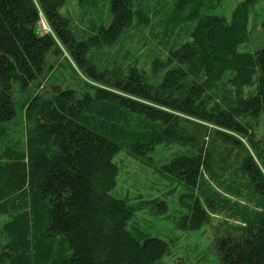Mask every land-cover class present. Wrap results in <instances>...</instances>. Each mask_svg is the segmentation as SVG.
Segmentation results:
<instances>
[{
	"label": "trees",
	"instance_id": "obj_1",
	"mask_svg": "<svg viewBox=\"0 0 264 264\" xmlns=\"http://www.w3.org/2000/svg\"><path fill=\"white\" fill-rule=\"evenodd\" d=\"M66 1L0 0V123L15 116V85L38 82L54 47L98 80L81 95L57 91L24 105L26 148L0 165V214L9 215L0 264L162 258L167 244L133 235V209L110 194L124 137L134 138L126 139L134 151L176 146L162 171L184 187L183 229H201L209 201L216 210L233 205L232 216L254 235L226 264H264V152L253 140L264 111V48L248 47L247 3L225 16L217 11L226 0H162V7L156 0H110L111 23L76 37L59 12ZM130 118L141 134L119 126ZM235 173L244 185L230 181L226 191L239 184V196L260 210L232 203L207 180Z\"/></svg>",
	"mask_w": 264,
	"mask_h": 264
},
{
	"label": "rangeland",
	"instance_id": "obj_2",
	"mask_svg": "<svg viewBox=\"0 0 264 264\" xmlns=\"http://www.w3.org/2000/svg\"><path fill=\"white\" fill-rule=\"evenodd\" d=\"M156 2H160L158 5L162 7V0ZM243 3H247V28L250 33L248 47L254 52H260L264 48V33L261 28L264 21V0H226L219 6L217 13L231 16ZM59 12L68 20V28L76 37L82 34L83 28L91 33L95 25L106 27L112 21L110 0H92L83 4L77 0H67ZM40 27L50 31L43 16ZM149 30L150 27L146 32H150ZM59 46L61 53L57 52V47L48 52L46 67L38 82L35 81L28 87H14L15 116L7 123H0V165L7 162L8 156L14 157V151H23L26 148L29 124L24 105L29 99L36 95L48 97L57 91L69 90L81 95L85 88L98 82ZM119 126L126 131L125 134L132 133L135 136L143 130L137 118H130ZM126 139L133 144L134 138L132 140L124 137L122 142L126 147L113 159L118 166V175L110 194L114 198L125 200L133 209L132 218L127 225L133 235L140 241L152 237L167 244L168 250L155 264H226V258L235 257L254 233L247 229V224L241 218L232 216L231 210L234 206L216 210L218 205L209 201L204 205L207 214L201 229H183L180 219L187 212L181 203L184 187L176 181V177L162 171V167L174 157L176 146L167 147L162 143L149 150L140 147L139 151H134L133 147H127ZM253 140L257 146L260 144L258 148L264 152V111ZM258 164L260 165L259 162ZM215 176L218 177L217 181L209 175L207 177L215 192L234 204L247 206L251 211L260 210L256 201H248L245 197L243 187L242 196H239L236 188L239 184H232L234 187L231 192L226 191L230 181L244 185L239 173ZM8 219V214H0V251L8 241L3 229ZM56 246L58 249L60 244L56 243Z\"/></svg>",
	"mask_w": 264,
	"mask_h": 264
}]
</instances>
